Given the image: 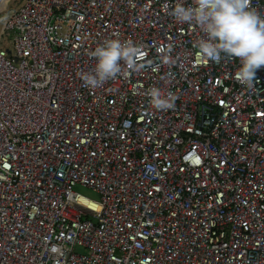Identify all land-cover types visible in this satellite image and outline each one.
<instances>
[{
    "label": "built area",
    "instance_id": "2783aa9c",
    "mask_svg": "<svg viewBox=\"0 0 264 264\" xmlns=\"http://www.w3.org/2000/svg\"><path fill=\"white\" fill-rule=\"evenodd\" d=\"M180 2L0 14V264H264V66L247 86L238 58L201 56ZM111 38L141 46L143 66L85 86ZM152 87L174 106L153 108Z\"/></svg>",
    "mask_w": 264,
    "mask_h": 264
},
{
    "label": "clouds",
    "instance_id": "9594fccd",
    "mask_svg": "<svg viewBox=\"0 0 264 264\" xmlns=\"http://www.w3.org/2000/svg\"><path fill=\"white\" fill-rule=\"evenodd\" d=\"M172 15L177 22L198 26L205 34L196 44L201 56L213 60L221 54L238 58L236 79L243 85H252L257 69L264 66V15L250 7V0H192L187 5L180 2ZM89 55L95 58L94 70L81 72L80 79L90 88L100 87L120 74L122 62L132 71L143 66L138 61L143 50L131 40L106 39ZM147 95L155 109L174 106L172 94L163 95L157 87L150 88Z\"/></svg>",
    "mask_w": 264,
    "mask_h": 264
},
{
    "label": "rangeland",
    "instance_id": "374dc122",
    "mask_svg": "<svg viewBox=\"0 0 264 264\" xmlns=\"http://www.w3.org/2000/svg\"><path fill=\"white\" fill-rule=\"evenodd\" d=\"M19 1H20V0H0V14H6V13L9 12L10 10H12V7H13L15 4H18ZM0 46L4 47V48H5L8 52H10V53L13 52V48H12V46H10V45H8V44L5 45V43H4L3 40L1 41ZM73 190H74L76 193H78V194H80V195H82V196H84V197H86V198H88V199H91V200H93V201H97L98 198H99V197H98V194H97L94 190H92V189H90V188H88V187H83V186H80V185H76V186L73 188ZM76 250H77L78 252H82V251H83V249H81V248H77Z\"/></svg>",
    "mask_w": 264,
    "mask_h": 264
},
{
    "label": "bare ground",
    "instance_id": "6f19581e",
    "mask_svg": "<svg viewBox=\"0 0 264 264\" xmlns=\"http://www.w3.org/2000/svg\"><path fill=\"white\" fill-rule=\"evenodd\" d=\"M81 201L85 202V199L83 197H81ZM85 203H87V202H85ZM88 205H90V204H88Z\"/></svg>",
    "mask_w": 264,
    "mask_h": 264
},
{
    "label": "crops",
    "instance_id": "0c3cea01",
    "mask_svg": "<svg viewBox=\"0 0 264 264\" xmlns=\"http://www.w3.org/2000/svg\"><path fill=\"white\" fill-rule=\"evenodd\" d=\"M17 4H15L13 7H12V9L16 6Z\"/></svg>",
    "mask_w": 264,
    "mask_h": 264
}]
</instances>
